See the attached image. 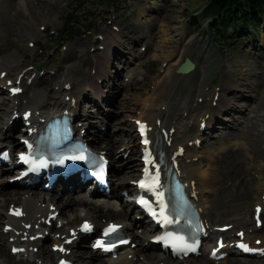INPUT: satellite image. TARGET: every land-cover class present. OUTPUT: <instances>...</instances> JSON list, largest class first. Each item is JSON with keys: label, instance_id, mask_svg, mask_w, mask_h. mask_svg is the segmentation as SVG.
Returning a JSON list of instances; mask_svg holds the SVG:
<instances>
[{"label": "rangeland", "instance_id": "374dc122", "mask_svg": "<svg viewBox=\"0 0 264 264\" xmlns=\"http://www.w3.org/2000/svg\"><path fill=\"white\" fill-rule=\"evenodd\" d=\"M17 1L0 0V62H3L5 67L14 68L16 72L30 64L44 62L48 76H50V71L57 73L56 76L36 84V86L43 84V95H40V98L45 96L49 99V97L55 96V93L51 91L52 86L61 83V76L65 74L64 71L67 67H71L72 70L81 68L77 58V47L85 40L91 39L90 36L80 38L75 45L66 44L68 49L64 53H60L57 49L53 58H47L45 55L38 58L36 55L31 56L29 53L22 56L18 52V48L24 46L22 40L28 39H33L42 45H48L49 38L46 37L45 32H40L38 26L53 27L56 32H59L62 27V20L70 10L79 9L80 12H95L98 7L96 6L98 0H85L80 8H77L79 5L75 3V0H27L26 10H21L12 16L10 12L15 8ZM203 6L204 2L199 0H129L125 5H122L121 2V8L118 9L115 18H112L111 21L114 20L112 24L119 27L118 38L131 53L129 54L124 48L118 47L124 57L120 60H112L109 65L110 77L107 78V83H104L102 79V91L111 98L116 97V101H118L117 105L108 106V114L111 115V119L108 118L109 115L104 118L98 112L95 114L97 117L95 122H90L105 124L108 130V140L112 139L111 136L118 128L116 125L115 127L111 126V121L119 123L121 131L124 129L127 131L128 127L130 128L129 119L139 112L140 106L135 104L137 99L142 100L150 95L155 84H157L162 57L168 52H173L177 47L188 43L192 46V56L195 60L197 62H201L203 58L205 60L206 73L204 77L198 76L197 79L196 76L194 78L182 77L176 80L175 90L177 92L182 90L184 93L183 103L189 105L194 101V94L192 93L197 85L200 89V93L197 94H201L202 97L203 94H212V84L216 81L217 74H220L218 84L221 82L223 76L221 68L224 69L226 61L229 60L232 70H234L231 78L235 81V85H239L237 90H244V96H249L252 100L238 102L240 106L247 107L245 119H242L240 125H236V131L226 129L218 131L200 151L202 157L200 163L201 167L205 169L210 164L209 155H221L225 149L232 154L239 151V149H245L248 154L246 162L248 163L246 168L248 170L244 172L241 179L232 185L230 182L217 185L210 195L208 206L212 214V223L218 225L230 220L248 219L251 206L258 200L259 193L255 190L256 185L264 182V169L260 166V163L264 162L262 151L264 117L258 116L260 114L264 115V57L258 56L260 52H256L255 55L248 54L254 44L251 46L250 43V47L246 48L248 47L247 40L237 42L230 39L231 44L227 43V46L215 42L209 33V21H206V18L200 14ZM105 17L108 18V16ZM100 18L101 14H97L96 18L93 19V23H97ZM194 18L195 21H198L195 25H193ZM81 22L84 23V17H82ZM196 25H198V29H195ZM95 31H97V27ZM257 42L263 53L264 32H260ZM92 46L90 42L85 47L89 53L88 56L93 59L101 57L102 54L92 52V49H90ZM142 46L147 48L146 52H140ZM89 68L87 67V72ZM117 73L118 75L115 77ZM129 74L136 78L140 86L145 85V95L139 96L135 88L130 90L122 88L125 83L124 78ZM111 86H114V89L111 90ZM204 87H210L208 93L204 92ZM109 89L111 90L110 93H108ZM30 90H34V88ZM230 94L231 92L225 94L226 99ZM235 95L239 96L233 92L230 101H233ZM93 100L94 96L88 93L83 101V105L87 106L89 111L94 108ZM26 102L28 103L27 100ZM120 103L122 107L119 106ZM115 106H118V108H115ZM1 111L3 109L0 110V125L2 126L3 115ZM201 114L202 110H199L194 114V118ZM255 119L257 124H255ZM230 127H233V125L231 124ZM88 131L93 133L94 129L90 127ZM121 131L119 130V132ZM116 139H120L119 134H117ZM123 145L124 143L121 142L116 147L119 149ZM136 160L133 155H130L128 159H123L118 167L122 168L130 163L133 171H126L127 169L122 168L117 176L125 174L129 175V180H134L136 168L134 163H136ZM219 167L221 174L224 170L222 167L225 166L222 164ZM4 191L7 192L5 189ZM243 193L254 195H251L248 199H242L244 197ZM218 212L221 215L215 217ZM82 250L83 252H89L88 248H82ZM2 261L3 257L0 256V263ZM238 261L247 264H264V261L257 262L235 258H232L227 264ZM12 262L15 263L13 260ZM96 262L97 260L93 261V263ZM188 262L187 264H204L205 260Z\"/></svg>", "mask_w": 264, "mask_h": 264}, {"label": "bare ground", "instance_id": "6f19581e", "mask_svg": "<svg viewBox=\"0 0 264 264\" xmlns=\"http://www.w3.org/2000/svg\"><path fill=\"white\" fill-rule=\"evenodd\" d=\"M23 11L26 10V6H24V8L22 9ZM24 19V18H23ZM25 21V19H24ZM113 40H114V36H113ZM89 40H86L85 42L82 43L81 45V50L83 53V60L81 61L82 64V68L81 71L79 73V77L74 78V80H67L68 81H73V82H69L71 83V90L69 92H63V95L66 96H75L77 95L79 98L83 97L85 95V93L87 92H94L95 95L97 93H101V90H99V87L93 82V80L90 79V71H92L94 68L97 67V74H98V78H102V77H106V75L109 73V65H110V59L106 56L103 55V57H101L98 62L97 65L94 66L92 65L89 60H88V56L87 53L85 52V47L86 45L89 43ZM116 42V41H115ZM112 43V41H111ZM124 46V44H122ZM127 48V47H125ZM176 49H174L173 52H168L167 54H165V56H163L164 62H166V66L164 68V71L162 73V75L159 76V83L158 85L156 84V87L154 89V91L152 92V94H150L149 96H147L146 98H144L143 100H140V107L142 108V110L140 111L141 115H139L138 117L143 116L146 119H160L162 121V123L164 124H169L171 123V116L170 113L172 111L175 110L176 108V104L172 103L170 101V97L172 95L173 89L175 87V81L178 79L177 76H175V72L177 70V68L184 62L185 58L188 57L194 64H195V70L194 72H192L190 74V76H195L196 74H200L201 76H204L206 73V67L203 65L204 62H197L195 60V58L192 56V49L190 46H182L180 47V49L178 51L175 52ZM113 60L115 59H119V56L117 55H113ZM1 66H3V63L1 64ZM86 66H90V71L87 75H84L86 73ZM67 76V75H66ZM189 76V75H188ZM180 77H186V76H180ZM136 79H133L132 82H134ZM224 80H227L228 82L223 81L222 85H221V95L225 92L224 91V87L227 84L231 85V77L228 74L224 75ZM128 86V85H126ZM158 86V87H157ZM88 89V90H87ZM200 89L199 86L195 89V92L199 93ZM30 92V90L28 91V93ZM39 89H34L33 92H31L30 95V99L32 101L31 107H34L35 110H40L41 114L44 112L45 110H49L50 108H44L43 107V102H39V100L36 98V96L38 95ZM244 92V90L241 89V91H239V93ZM195 93V97L198 98L200 97V94L197 95ZM225 94V93H224ZM239 102V101H238ZM116 103V102H115ZM30 105V104H29ZM69 104L68 103H64L63 100L61 101H56L53 103V107L54 108H59L60 106H63L64 108H66ZM198 107L196 106V108L194 109L193 106L191 107H184L183 108V113H187L188 118H192L194 113L196 112V109ZM205 109H207L206 105L204 106ZM211 110V116L208 120L211 121L214 118H216V110L215 109H210ZM245 111H247V108H245L243 111H241V115H240V123L242 122V119H245ZM79 112V111H78ZM182 113V114H183ZM188 119V121L190 120ZM233 120L235 123L237 122V120L235 119H231ZM87 121V120H85ZM209 124V123H208ZM237 125L238 122L236 123ZM255 124H257V120L255 119ZM259 126V125H257ZM260 127V126H259ZM1 130V129H0ZM264 130V129H263ZM189 132H193L195 133L194 129H190ZM121 140V139H120ZM116 141L115 139H113V141H111V148H114V146H116L119 142ZM176 143L177 142V138L175 137ZM1 143H9V141H2L0 140V144ZM135 148L132 149V151L134 152ZM187 151H190L189 149ZM227 150L225 149L221 155H209L208 159L210 161V164L203 169L201 167V163L198 162L196 165L195 164H191L189 166H185L184 164H182V167L185 168L184 172L187 175V179L189 181H193L197 187L198 190V198H199V204L202 206V208L204 209V214L205 217L209 220V222L212 224V214L210 211V208L208 206V199L210 197V195L212 194V192H214V189L217 187V185H221V184H225L227 182H230V184L232 185L234 182H236L237 180L241 179L243 177V174L248 166L247 162V152L243 149H239V151L234 152L233 154L230 152H227ZM196 155L194 157H198L199 160L201 159V152H197L195 153ZM120 158V157H119ZM118 159H116L117 161ZM224 164L225 167H222L224 170L222 171V173L220 174V165ZM136 165V164H135ZM131 167V165H126L125 168L127 170H129ZM121 171L120 169H117L115 171V176L117 173H119ZM127 179L126 177L122 178L121 180H117L115 182H113V186L117 187V186H122L127 190H131V187L129 186V184L127 183ZM26 194H28L26 192ZM252 194L251 193H243V198L242 199H248ZM254 195V194H253ZM252 195V196H253ZM20 193L18 192H1L0 191V197L4 198V202L8 201V200H13V201H18ZM38 197L39 200H37L38 202L35 201L34 197ZM45 200L44 197L39 196V195H35L33 194L32 197H28L24 202L21 201L19 202V204L17 205H21L23 206L25 213H26V218H32L35 214H37L41 208L37 207V203H43ZM57 205L59 206V209L61 210V214L65 215L66 213H70V212H75L76 209L75 207L79 206V207H88V216L91 220H93L95 223H99L98 221L100 220V218H119L121 217L122 219H126V215L125 212L123 210L121 211H116L113 210L114 209V205L112 206L109 203H105L103 205H97L94 203L91 204H86L85 203V199L83 197H78L77 199L71 198V197H67L66 194H63L62 198H57L56 200ZM221 214L218 212L215 217L220 216ZM5 216V214H4ZM6 218V216H5ZM1 219V218H0ZM232 221V223L236 224V225H242V223H239V220H230ZM100 224V223H99ZM218 226V225H215ZM220 226V225H219ZM245 226V225H244ZM248 228H251L250 226L246 227V230H248ZM255 238H261L260 234H256ZM135 239H138L135 236ZM264 242V240H263ZM4 252L3 248H0V253ZM76 260L79 261L81 264H92V262L90 260H94L96 259V253L90 251V252H83V251H78L76 252ZM141 254L145 255L146 257H154L151 255L146 254V249L143 248H136V250L133 251V257L132 260L130 261H125L124 259H121L120 261H115V262H111L108 261V263H101V264H133V262H137V261H133L134 257H137L138 255L141 256ZM42 258H44L47 262L46 264H51L52 262V258L55 257L54 254H52L51 252H43L41 254ZM5 263L9 262L10 259V255L6 254L5 256ZM227 262L229 260L226 259ZM225 260V261H226ZM226 262H223L221 264H225ZM204 264H212L211 262H205ZM233 264H247V263H241V262H235Z\"/></svg>", "mask_w": 264, "mask_h": 264}, {"label": "snow or ice", "instance_id": "6c2138e0", "mask_svg": "<svg viewBox=\"0 0 264 264\" xmlns=\"http://www.w3.org/2000/svg\"><path fill=\"white\" fill-rule=\"evenodd\" d=\"M13 92H18L20 91V89H17V88H13L12 89ZM139 123V122H138ZM144 132V126L141 125V133L143 134ZM146 144L148 143L147 140L144 141ZM25 143L27 144L28 142L25 141ZM29 148H31L32 146L31 145H28ZM71 159H80V160H83L85 159V157L83 155H78V156H72V157H69ZM20 159L26 163V164H33V165H36L37 167H42L44 166V162L41 160L39 164H37V162L30 156V155H27L25 153H20ZM57 162H62V161H57ZM145 162L146 163H150L151 161L148 160L147 156L145 157ZM35 170V168L33 169ZM146 172H147V169H146ZM140 187L141 188H147L151 191L154 192V194L156 195L157 197V200L160 202V205H161V216H163V221L165 223H174L176 221L174 220H170L167 215H164V209L167 208V205L164 204L163 202V193L157 191V188L159 186V182H158V178H153V182L152 183H145L144 180H141L138 182ZM140 203L141 204H147L148 201H145L143 198L140 200ZM183 209H180V212H182ZM178 214H180L178 212ZM152 215L153 216H156V212L155 211H152ZM119 228V225H109L105 230H104V233L105 235H109L111 233H114L117 229ZM82 230L87 232V231H91V226L89 224H87V222L82 225ZM155 239L157 241H162L165 246H171L172 249H173V253H177V252H187L189 250L191 251H194L195 248H194V245L193 244H190L187 242V240L185 239V237L183 235H180L179 233H165L163 236H157L155 237ZM94 247H98V248H102L104 250H107L110 245H107L105 243H103L102 241L100 240H97L96 243L93 245ZM241 247H244V245H241ZM60 251H64L63 248H60ZM63 264V262H62Z\"/></svg>", "mask_w": 264, "mask_h": 264}, {"label": "trees", "instance_id": "16d2710c", "mask_svg": "<svg viewBox=\"0 0 264 264\" xmlns=\"http://www.w3.org/2000/svg\"><path fill=\"white\" fill-rule=\"evenodd\" d=\"M109 2L113 0H108ZM248 8L255 19L264 9V0H209L206 13L226 15L221 22H236L235 14L242 8Z\"/></svg>", "mask_w": 264, "mask_h": 264}, {"label": "water", "instance_id": "95a60500", "mask_svg": "<svg viewBox=\"0 0 264 264\" xmlns=\"http://www.w3.org/2000/svg\"><path fill=\"white\" fill-rule=\"evenodd\" d=\"M192 68H193V65H191V67H190L188 70H190V69H192ZM179 70H182V68H180ZM188 70H187V71H188Z\"/></svg>", "mask_w": 264, "mask_h": 264}]
</instances>
